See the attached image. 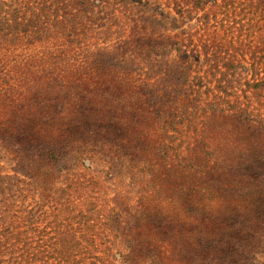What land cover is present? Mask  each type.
Masks as SVG:
<instances>
[{"label": "trees", "instance_id": "obj_1", "mask_svg": "<svg viewBox=\"0 0 264 264\" xmlns=\"http://www.w3.org/2000/svg\"><path fill=\"white\" fill-rule=\"evenodd\" d=\"M190 1L198 30L172 35L148 0H0V190L32 198L2 212L0 264H260L264 0L248 25L237 0L215 23ZM86 162L114 198L72 196L61 174Z\"/></svg>", "mask_w": 264, "mask_h": 264}, {"label": "rangeland", "instance_id": "obj_2", "mask_svg": "<svg viewBox=\"0 0 264 264\" xmlns=\"http://www.w3.org/2000/svg\"><path fill=\"white\" fill-rule=\"evenodd\" d=\"M16 0H4L6 3V10H10L11 5H13ZM55 0H49L50 4L53 3ZM63 3H60L59 5L62 4H67L71 0H62ZM139 1H145V0H134L135 3H139ZM252 0H237L234 2V4H229L227 13L228 16L230 17V21L232 20H237V22H243L244 24L248 25V21L251 17V12H250V4ZM120 0H111V8L113 9H118L121 4L119 3ZM226 3L228 0L225 1ZM257 2V0H255ZM38 4V3H37ZM56 4V3H55ZM55 4H53L51 7L54 9ZM148 4L153 7L156 5V9L158 10H172V16L176 18L177 20L173 21L174 26H175V31L172 33V35L180 34L183 30H191V32H194L198 30L199 25L197 23L196 18L200 17L203 15V13H200L198 16L195 17V19L192 22H189L188 20H185L183 23L179 21V15L176 14L175 10L176 9H181V8H192L195 7V3L190 1V0H159V1H152L148 0ZM223 1L222 0H210L208 1L207 5L205 7L208 8L209 12L212 14V16L216 13L217 11V17H212L211 23H215L216 21L220 22L223 19V14L220 12V9L224 8L223 6ZM19 6L16 4V6H13V8H16ZM219 7V8H218ZM27 7L25 6H20L18 9L19 16L22 17L23 19L25 18V12ZM69 8V6H68ZM218 9V10H217ZM37 12V10H35ZM116 14L118 15V11H116ZM30 13L28 14L27 18H29ZM258 19V18H257ZM256 19V20H257ZM225 20V19H224ZM25 21V19H24ZM23 21V23H24ZM25 24V23H24ZM190 26H194L192 29H190ZM116 29V27L114 28ZM44 49H41V46L38 45L37 47H32L30 50L26 46H23L20 50L17 51V53H23V54H29V55H36V54H41ZM245 78V77H243ZM234 80V78H231ZM244 80V79H243ZM16 166V162L9 157V156H4L3 154H0V174L5 175V174H13L14 173V168ZM24 178V177H23ZM25 185L28 188L31 187V184L35 185L34 182L29 179V178H24ZM61 180H65L67 183V189L70 190V192L74 193L72 196L75 197L77 196V192H73L76 189L80 190L81 192L83 190L87 191L85 193V196H100L103 199L106 200H111L116 196V193L118 191H121L120 185L118 181L115 180H109L108 174H107V168H98L97 166H91L90 163L86 162L85 165L82 163L78 165V167L66 169L62 172L61 174ZM25 187V188H27ZM123 192H127L128 189H123ZM25 195H21L18 190H13L11 191H2L0 190V220H3V215L6 212V208L8 204L11 203H16L17 206H20L22 202L30 203L32 198H24ZM136 204V200L132 202V205ZM257 260L260 264H264V254H261L257 257Z\"/></svg>", "mask_w": 264, "mask_h": 264}]
</instances>
